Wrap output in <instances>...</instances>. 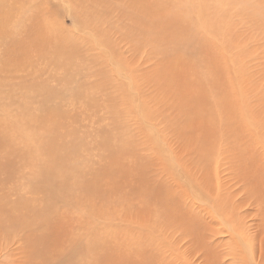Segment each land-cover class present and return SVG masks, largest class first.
Masks as SVG:
<instances>
[{"label": "rangeland", "instance_id": "1", "mask_svg": "<svg viewBox=\"0 0 264 264\" xmlns=\"http://www.w3.org/2000/svg\"><path fill=\"white\" fill-rule=\"evenodd\" d=\"M25 1L41 3L44 30L38 39L47 49L60 44L63 29L77 34L73 43L65 46L75 48V57L91 55L93 36L85 38L83 34L101 32L108 43L104 49L111 45L110 53L113 51L115 56L112 59L121 58L127 65V74L129 70L137 74L136 83L141 86L138 98L131 101V90L124 91L114 83L131 82L130 78L109 66L106 72L112 81L108 76L103 78L102 73L96 76L97 62L89 65L91 70L84 72V79L72 82L78 85L84 80L98 88L89 91V102L84 103L79 97L85 86H77L80 92L71 93L75 101L70 102L65 95L59 105L63 103L61 108L69 113L66 122L70 118L81 120L75 125L76 131L88 133L87 143L92 141L90 134L97 136L103 159L98 164L100 154L91 144L95 138L89 146L85 144L87 152L63 156L76 166L78 174H90L91 179L77 184L86 185V191L76 189L64 199L56 196L53 204L46 201L53 196L42 187L36 172L31 177L34 191L27 178L35 169L16 155L28 147L39 152L47 140L48 131L39 134L38 122H27L24 110L32 111L34 104L30 105L25 96L23 99L24 90L18 88L20 79L27 80L31 66H13L18 69L14 76L0 71L4 91L0 97V122L8 115L18 119L10 132L12 144L0 145V162L6 165L0 170V230L2 226L15 230L9 235L0 234V264L28 263L26 235L34 231L31 225L42 215L50 217L52 224L54 216L56 237L60 240L55 241V247L61 250L69 246L66 242L77 238L85 243L86 230L101 233V264H264V259L258 261L264 254V16L257 10L263 2L227 0L234 3L225 5L220 12L222 20L218 22H222V27L216 23L208 26L204 21L198 28L188 25L186 29L193 36H182L187 40L182 42L181 50L168 45L162 34L171 27L163 13H171L170 7L176 6L172 3L178 0H162L170 4H161L158 13L152 11L162 20L154 24L156 27H148L158 32L147 38L135 36L137 27L127 31L130 21L125 12L132 8L127 4L129 0ZM96 14L102 15L95 18L98 25L93 26L100 29L99 33L90 30ZM175 16L183 23L195 19L186 11ZM31 19L23 16L19 30H28ZM172 34H176L174 28ZM12 35L17 37L18 33L14 35L11 29L9 37ZM22 38L30 41L26 34ZM0 51L3 54V47ZM35 61L32 64H37L38 79L46 78L51 87L55 86L53 72L49 76L51 69ZM167 61L174 66L165 75L170 79L165 84L154 72L160 65L166 66ZM149 81L153 84L149 85ZM162 83L166 85L163 88ZM103 87L106 93L100 92ZM5 93L12 97L5 98ZM119 93L123 95L118 97ZM179 94L183 97L180 104L176 99ZM34 107L39 113L38 103ZM104 125L101 132H94ZM23 126L33 132L26 133ZM230 141L232 145L227 147ZM116 144L121 146L119 152ZM197 147L210 148L211 153L199 157V161V155L194 153ZM167 158L170 160L165 161ZM30 161L34 162L31 158ZM169 162L172 169L166 166ZM139 173L143 185L135 182ZM162 181L171 191V198H166L171 207L163 213L154 204L160 199L151 198L149 190L151 183L157 184L151 188L155 190ZM52 204L51 209L45 208ZM175 218L182 226L175 224ZM186 226L195 227L194 232H186ZM78 235H85L84 239ZM84 259L89 260L88 264L94 262L88 251ZM64 260L82 264V259Z\"/></svg>", "mask_w": 264, "mask_h": 264}, {"label": "bare ground", "instance_id": "2", "mask_svg": "<svg viewBox=\"0 0 264 264\" xmlns=\"http://www.w3.org/2000/svg\"><path fill=\"white\" fill-rule=\"evenodd\" d=\"M214 1H216L218 4H214V2L211 1L209 2V0H180V1L178 0L176 1V3H172L176 5L175 7L174 6L170 7L172 14L166 12L163 13L164 14L163 17L165 18V20L169 22L171 26L170 28H166L163 31L161 30L166 40V43L173 47L177 46L178 49L184 50L182 46V42H184L185 44V40H187V38H185L184 40L182 36L185 34H190L193 36V34L189 33L188 30L186 29L188 25L193 26L194 28H198L201 25V23L204 21L208 26L216 23L220 27H222V22H218L220 19V12L224 9L225 5L233 4L234 1L236 2L238 0H234L232 3L227 0H214ZM261 2H263V7L258 6L257 10H259L264 16V0H261ZM127 4L130 6V8L132 7L131 10L125 12V14H128L127 19H129L130 21V23L127 25L129 27L127 31L131 29H135L137 27L136 30L138 31H136L137 35L135 36H139L141 38H147L153 36V34L158 32L157 30L150 31L148 27L154 26V24L162 20V18H157V16L154 15L152 11L158 13L160 12L159 7L161 4L162 5L166 4L168 6L170 2H163L162 0H129ZM244 4H248V3L245 2ZM75 5L76 3L74 4V6ZM185 7L187 9L183 10ZM40 10H41V3L39 2L32 1L31 3L29 2L27 3L25 0H0V47H3L4 49L3 54H0V63H1L0 71L4 72L6 76H12L13 74L16 73V70H18L15 68L22 69L25 66H31L29 70H27L28 75L25 76L27 80H24L22 78L19 80V85L18 84L17 85L18 88L20 87L21 90L22 89L24 90L22 94L23 99L25 96L26 101L30 105H32V103L35 105V102L38 103L39 113L36 111V107H34V105L32 111L30 110L28 111L27 109L24 111L27 113L26 119L28 120L27 121L28 123L38 122L37 126L40 129L39 134L48 131L47 140L45 143H43L40 146L41 150L39 152H35L34 149L28 147L25 151L24 150L17 151L16 155L17 154L21 155V159H23L22 162L28 163V165L31 167L32 170L35 169L33 174L30 177H28L27 180H30L33 183L34 180L31 179V177L36 172L37 179H40L43 182L42 187L44 189L47 188L49 194L53 196V198H46V201H52L54 204L57 200V198H55L56 196H58V198H63V196H68L70 194H73L76 189L82 192L86 191L87 190L86 185L77 187V184L81 181H86L91 179L90 174H84V175L78 174L76 166L71 165V162L64 159L63 156L69 157L72 155H76L78 152H87L85 144L86 146H89V144L93 141V138H95L94 142L91 144L93 149H96L100 154L98 164L103 159L102 148H99L97 146V143L99 141L97 136L90 134L89 137L91 136L92 141L90 140L89 143H87L88 133H85V131L83 132L79 130L76 131L75 125L81 122V120L78 119V121L77 120L74 121L73 119L71 120L69 116L70 121L66 122L69 113L68 114L67 112L65 113V111L61 108V105L63 103L59 105V101L64 100L65 95H67V98L68 100H70V102L75 101V99L72 98L71 93H73V91H79L77 86H80L82 88L85 86L84 91L82 92L79 91L80 92L79 101H82L84 103L89 102V94L91 92L90 90H94L98 88L97 87L93 88L92 85L85 84L84 80L80 83L78 82L79 83L78 85L76 84L73 85L72 82L76 83L77 80L80 81L81 78L84 79V72L91 70V67H89V65H93L95 62H97L98 66L97 69H95L96 76H99L102 73L104 74L103 78L108 76V79H110L108 73L106 72L108 68L106 66H109L113 70H115L119 75L121 76L123 75L125 78L128 79L130 78L131 82H127V81L114 82L117 78L114 77L113 82L118 84L120 87H122L124 91L127 89L131 90L132 92L130 95L131 101L138 98L139 90H140L139 86L141 85L138 86L137 84L138 83L137 81L139 80L138 79L139 76H137V74H135L130 70L129 73L127 74V70H126L127 65L121 58H119V60H113L115 56H112L113 51L110 53L111 45H109L108 49L106 50L104 49V44H108V43L106 40L102 39L103 36L101 37L100 35L101 33L100 29L98 27L96 28L93 27L98 25L97 22L95 21V18H97V16L100 14L95 15L93 19V23L91 25L92 27H90V30H96L97 33L100 32L99 35H92L89 33V31L83 34L85 38L86 37L91 38V36H93V40H92L93 46L91 48L93 49L92 54L77 58L75 57L76 51L74 47L73 48L65 47L66 44L73 43L72 40H74L77 36V34L75 33H71L68 30L61 29L60 37L62 41L59 38L60 44H57V47L53 48V50L50 48L47 49L45 47V44L43 43V40L38 39L39 35L42 34L43 32L42 30H44L42 27L43 26L42 20L40 19ZM179 11H186V13H188L189 15L192 16L194 15L193 17L195 19L191 20L190 23H183L179 19V17L175 16V13L176 15H178ZM25 15H28L32 19L30 22L29 29L24 31L22 29L21 31L19 30L21 29V27L19 26L21 25V21H23V16ZM146 15L149 18H147ZM173 28L176 31L175 36H173L174 34H172ZM11 29L13 30L14 35L18 33L17 37H14L13 35L9 37V33H11ZM164 31L169 33L170 36L167 37ZM25 34L30 38V41H26L22 38L25 36ZM128 34H132V33L128 32ZM128 34L126 36H128ZM131 44L134 47L133 43ZM91 45L92 44H90V46ZM167 53H168L167 51L163 52V54L166 56ZM33 55L36 57V59L33 57ZM2 57H4V64L2 62ZM32 60L33 61L36 60L35 62L40 61L47 68L51 69V73L49 74V76L53 72V81L55 82V86L51 87V85L48 84V80L46 78L38 79L37 71H39V69L36 67L37 64L35 62H34L35 65L32 64ZM111 61H113L114 66L111 64ZM102 64L104 65L101 66ZM166 64H167L166 66L160 65V67L159 68L157 67L154 72L155 76L158 75L157 77H159L162 80V82L165 84H167V82L170 80L169 78L165 77V75L168 74L174 66V64L169 61H167ZM109 81L112 80L110 79ZM151 83L153 84V81L148 84L150 85ZM163 83L161 85V88L166 86ZM10 84L12 85V83ZM2 85H3L2 82H0V97H3L1 93L4 92L3 89L1 88ZM9 89H11L10 86ZM62 90L64 93L62 92ZM100 92L106 93L107 89L103 87L100 90ZM176 94L177 92H175V95ZM122 95L123 93L121 94L119 93V95L117 94L118 97ZM4 97L7 98L12 96H10V94L7 95L5 93ZM176 99L177 102L180 104L182 103L183 97L179 94L176 96ZM75 104L76 103H74V105ZM74 107L75 106H73V108ZM68 109L70 111L72 110L70 108ZM34 115L39 116V118L38 117L36 118V116ZM15 117H13L12 115H8L5 120L3 119L4 120L3 122H0V138H2V140L0 141V145L3 147L12 144L10 138V132L12 131L11 128L16 126L18 121L17 117L16 118ZM85 117H89V115H85ZM19 118L22 119V116ZM105 127L106 126L104 125L103 127L95 129L94 132L99 133ZM24 129L26 133L33 132L29 130L27 127L26 128L24 127ZM230 143L231 144H228L227 147L232 145V141H230ZM115 149L117 152H119L121 150V146L116 144ZM194 153L196 155L197 154L199 155L198 158L199 157L202 158L204 154L209 155L211 152H210V148L203 150L197 147L196 149H194ZM30 158L34 160L33 163L30 161ZM170 158H167L165 161H169ZM201 158H199V161L202 160ZM6 164L7 167L9 168V164L8 163ZM21 164L22 163H20V165ZM3 165L4 164L0 162V170L5 168L6 165L5 166ZM166 166L171 169L173 168L172 167L173 165L170 162L167 163ZM138 181H140L139 183L143 185L144 180L142 179L140 173H139V179L136 180L135 182ZM163 184H164L163 181L159 182L157 188L153 190L151 188L155 187L157 184L151 183L150 184L151 188L149 189L151 198L160 199L159 201H156L154 204L157 208H159L160 211H162V213L166 212L171 207L166 200V198H171V195L169 197L171 191L169 190V187L164 186ZM33 187H34V191L36 192L34 183H33ZM139 189H145V188H139ZM145 192L146 190H144L142 193ZM100 200L102 201V203H104V205L107 204V202H105L103 198H100ZM150 201L152 200L150 199ZM53 204L51 206L45 205L46 206L45 208L51 209L53 207ZM54 220L55 218L53 216V224H52L50 217H45L44 215H42L34 224L31 225L34 227V231L26 235V245H28L27 247L29 248V256L27 258L28 260L27 264H53V262L57 264H69L64 259H67L69 261H76L78 259H82V264H88L89 260L84 259L86 251H88L89 259L94 260L92 264H101L102 248H103V236L101 233L100 235L98 234L99 233L98 231L90 230V229L88 231L86 230L85 232H87L86 233L87 241L85 243L82 240H78V238L74 239L73 241L69 239L71 240L70 241L71 244L67 240L68 242L66 243H69L68 244L69 246L63 247L61 250L55 247V241H58L59 239L56 237L57 224L54 222ZM177 220L178 219L176 218L174 219V221L176 222L175 224L177 226H182L180 222ZM190 227L191 226H186L185 229L188 230L186 232H191V231L194 232L195 227L191 229ZM14 231L15 230L9 231L5 226H2L0 230V234L7 235L6 232H8L9 235L11 234V232ZM195 235L197 236V234ZM84 236L85 235L82 236L83 239ZM79 237H81V235ZM74 238H76V236ZM75 245H79L80 248H77ZM37 257H39L38 259L39 263L36 262L35 260L33 261V259ZM233 259H231V261ZM263 259H264V254H261L259 256L258 261L259 260L262 261ZM235 260L238 263H240L237 259ZM252 264H256V261L252 262Z\"/></svg>", "mask_w": 264, "mask_h": 264}]
</instances>
